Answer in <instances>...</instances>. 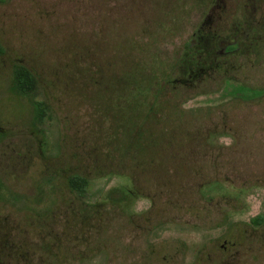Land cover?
Returning a JSON list of instances; mask_svg holds the SVG:
<instances>
[{"label": "rangeland", "instance_id": "rangeland-1", "mask_svg": "<svg viewBox=\"0 0 264 264\" xmlns=\"http://www.w3.org/2000/svg\"><path fill=\"white\" fill-rule=\"evenodd\" d=\"M0 44V264H264V0H0Z\"/></svg>", "mask_w": 264, "mask_h": 264}, {"label": "trees", "instance_id": "trees-1", "mask_svg": "<svg viewBox=\"0 0 264 264\" xmlns=\"http://www.w3.org/2000/svg\"><path fill=\"white\" fill-rule=\"evenodd\" d=\"M0 53H3V48L0 44ZM238 52L228 50L223 54L217 55L210 64L204 66H194L189 67L185 71L182 70V67L175 63L174 70L170 72H176L177 74L174 77L170 78V75L165 76L160 83L159 90L157 89L153 93V97L158 99L161 96V93L164 88H169L172 91H179L180 88L184 89L186 87H192L194 84L199 82H206L211 79L220 78V80H226L231 77L230 72H234L238 69L240 63ZM179 59V58H178ZM173 69V68H172ZM36 87V78L34 74L26 67L22 65H16L13 69V75L10 78L9 88L16 92L17 94L23 95L30 98L31 93ZM34 116L36 119L42 120L46 114V108L39 101H32ZM163 109V108H162ZM163 111V110H162ZM148 118H152V112L149 111L147 114L141 118L137 125V130L143 129L141 124ZM158 125L159 122L155 121ZM170 123L169 121H164ZM176 127H171L173 130ZM190 127V126H189ZM167 128V127H166ZM88 178L84 175L78 173L69 174L66 178L67 188L75 192L78 195H84L87 185Z\"/></svg>", "mask_w": 264, "mask_h": 264}]
</instances>
